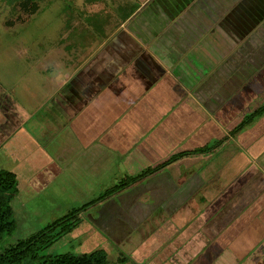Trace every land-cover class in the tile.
I'll list each match as a JSON object with an SVG mask.
<instances>
[{
    "label": "rangeland",
    "instance_id": "rangeland-1",
    "mask_svg": "<svg viewBox=\"0 0 264 264\" xmlns=\"http://www.w3.org/2000/svg\"><path fill=\"white\" fill-rule=\"evenodd\" d=\"M19 1L0 0V169L17 171V151L24 148V138L28 140L29 148L31 143L47 153L52 151L50 155L59 162V169L55 173L46 171L40 178L32 177L35 167L29 170V165L25 167L23 175L18 172L21 178H17L15 194L10 201L15 228L0 239V252L68 210L94 200L80 213V223L70 233L41 250L40 256L64 252L82 254L102 249L114 264H193L189 263L190 258L187 259V248L182 249L177 242L185 239V226L201 211L206 201L198 193L190 195L198 190L197 184L185 182L182 185L192 187V191H178L180 183L186 179L182 175L188 174L184 166H179L182 168L179 169L181 176L176 172L174 174L169 164L108 196L107 193L126 174L135 175L178 151L201 147L194 133L198 119L194 114L199 117L205 114L200 106V109L180 110L184 121L174 131L162 126L170 127L174 121L167 118L180 114L174 111L177 102H156L151 99L152 96L151 101H147L149 98H144L143 94L151 93L159 86V83L151 80L159 75L156 71L163 67L165 71L161 70V73L174 80L175 84L180 78L188 82V73L189 78L194 79V85L198 82L194 87H184L180 94L181 101L190 100L191 96L197 94L199 85L208 91L204 93L210 102L211 95L227 90L230 84L240 87L245 81L236 72H241V68L233 70L235 76L230 80L226 76L229 75L225 70L227 62L212 58L216 49L213 53L212 46L215 48V45L211 39H221L226 36L225 33L229 35L228 26L233 25L234 29L244 23V28H247L250 26L247 22L256 23L257 19L254 16L247 18V14L255 10L254 14H259L258 19L262 17L264 0H245L243 6L233 9L241 15L242 22L227 26L224 21H219L226 7H207L206 22L210 20L211 25H220L209 30V34L205 27L206 33L199 41L187 39L197 34L190 29V26H194L192 20L183 22L180 19L181 22L176 23L178 16L174 13L176 8L170 6L171 0L167 1L169 6L163 7L168 13L160 17L165 23L163 31L166 35V39L160 40L152 37L157 33H150V24L147 25L148 33L144 32L143 35L152 38H142L135 33V38L102 39L99 37L108 35V32L101 28L100 23L99 31L93 35L95 38L90 39L89 34L82 30H74L69 39L62 40L59 38L62 13L77 12L75 1L67 3L68 7L65 8V0H38L37 11L22 9ZM218 1L228 3L229 0ZM257 7L260 8L257 10ZM212 12H216L215 15H211ZM198 23L201 25L199 27L207 26L206 23ZM91 24L93 26L94 22ZM135 24H113L114 28L117 25L121 28L114 37L122 33L123 36L127 35L125 32ZM156 27L158 31L159 27ZM186 39L193 45H186ZM165 45L178 50L175 53L179 55V61L182 58L191 60L190 71H178L183 65L179 61L173 65L168 56L162 54L165 53ZM111 46H114V53L110 52ZM93 50L95 54L90 55ZM67 52L71 54L67 55ZM76 52L81 54L75 55ZM105 52L107 54H102ZM237 56L239 51L230 55L235 60ZM211 59L218 63L211 65ZM149 60L152 70L144 64ZM91 65H94L93 70H90ZM257 76L256 83L263 85L264 69ZM218 77L220 80L225 77L227 81L223 79L219 84ZM62 81L65 83L62 84ZM150 81L152 83L149 85ZM225 84L227 87L221 86ZM216 85L220 87L215 89ZM188 89L192 91L189 92L191 96ZM260 101L263 100L259 97L252 107L264 102ZM200 103H204V99ZM97 105L102 119L99 118L96 124L104 126L105 133L94 129L86 118L87 109L92 117L98 118V113L93 112ZM139 107L144 109L141 115L136 113ZM128 108L135 113L129 114ZM162 119L166 120L160 126ZM9 131L10 136L3 140ZM184 131L187 135L182 134ZM202 167L192 166L191 169L200 176ZM170 185H174V194ZM100 196H103V200L95 201ZM38 261L26 259L22 263Z\"/></svg>",
    "mask_w": 264,
    "mask_h": 264
},
{
    "label": "crops",
    "instance_id": "crops-1",
    "mask_svg": "<svg viewBox=\"0 0 264 264\" xmlns=\"http://www.w3.org/2000/svg\"><path fill=\"white\" fill-rule=\"evenodd\" d=\"M72 1H75L74 5L77 12L73 11L67 13L65 11L62 13V22L59 27V38L62 40L69 39V35L71 33L73 34L72 31L74 30L76 32H81L82 30L89 34L90 39L95 38L93 35L99 31V23L102 24L101 28L108 32V35L99 37L102 39H128L129 36L135 38L136 35H133L135 33H138L139 37L142 38L153 37L159 40L164 39L166 36L163 31L165 23L160 17L168 13L163 7H167L170 4L171 7L176 8V11H174L176 16H178V19L175 18L177 20L176 23L181 21L187 22L188 20L194 22V26H190V29L197 34L194 37L188 36L187 39H201L206 33L205 27L208 29L209 34V29H212L214 26L210 24V20L206 22L205 15L207 7H226L225 14L219 20L224 21L223 18L227 16V10L239 8L245 3V0H229V5L228 3H220L218 0H171L172 2L170 4L167 2L170 0H65V8L68 7L67 3H72ZM234 3L237 4L233 6ZM238 11L240 12V10ZM215 13L216 12H212L211 15H215ZM237 13V10H233L229 15L235 18L233 22H242L241 15ZM121 14L123 15L121 16ZM121 17H123V19H121ZM210 17L211 16H209V19ZM180 19L181 21H179ZM92 22H94L93 26L91 24ZM118 22L136 24L131 26L129 31L125 32L127 35L123 36L122 33L121 36L115 38V32L117 31L116 33H118V30L121 28L118 27V25L114 28L112 25ZM170 22H172V20ZM198 22H202L203 24L206 23L207 26L203 25V27H199L201 25H199ZM148 24H150V30L152 29L150 33H157L152 37H145L143 35L144 32L148 33V31H146L148 30ZM156 26H158L159 29L161 28L162 33L159 29L156 31ZM182 37L183 36H181V38ZM187 39L185 44L188 46L193 45V43H190V40ZM155 44L158 45L157 42ZM114 46L110 48L112 49ZM163 47L165 53L162 54H169L171 56L177 55L175 52L178 50H173L171 45H165ZM189 49L194 48L190 47ZM93 52L94 50L90 51V55L93 54ZM110 52L114 53L113 49ZM70 54L71 52H67V55ZM79 54L81 53H75V55ZM98 54L99 50L97 51V55ZM102 54L105 55L107 52ZM127 54L128 53H126V55ZM147 55L148 54H146V56ZM190 61L191 60H187L184 62L181 59L179 62L183 66L178 71L182 69L190 71ZM91 64H94V62H91ZM144 64L148 69L152 70L150 60L148 63ZM91 67L90 70H93L94 65H91ZM119 69H121V67ZM161 70L165 71L164 67L157 70L156 72H159V75L157 74L158 76L151 80L155 81L157 84L159 83V86L157 85L158 87L155 91H151V93H144L145 91H142V93H144V98L146 96L149 98L147 101H151L152 99L156 102L162 100L176 101L177 104L174 111L177 110L178 112H180V110H192V108L195 109V107L200 109L201 107L203 113H205L203 114L204 117H199L197 114H194V117L198 118L194 133L196 134L195 137H198L196 141L202 144L200 146L211 144L212 141L227 136L222 143L208 152L188 155L185 159H179L171 163L174 174L176 172V175L179 174L181 176L179 169L182 168L179 167L180 165H182L181 167L184 166L188 173L182 175V178L186 179H183V182L180 183L181 188L178 187V191L183 190V193H186L188 190L192 191V187L186 188L182 185L185 182L193 183V185L197 184L198 190H194V188V191H192L190 195L194 196L198 193V195H200L201 198H205L206 201L201 211L195 214L192 221L185 226V239L182 242L178 241L177 245L182 249L184 247L187 248L189 255H187V259L190 258L189 263L193 264H264V113L257 117L250 125L233 135H228L229 131L240 121L242 116L255 108L252 107V105L256 103L255 100H258L260 97V99L264 101V84L259 85L256 83L255 79L257 80L258 78L256 75V77L251 78L248 82L246 81L238 88H236L237 85L233 86L230 84L227 90H225V88V91L214 93L211 95L213 96L211 102L207 100L204 93H208V91L204 89L203 85H199L197 87V94L191 96L189 92L192 93V91L188 89V95L191 96L190 100L187 98L186 101H181L180 94L184 87H194L198 82L194 85V79L189 78V73L187 72L186 79L188 82L180 78L178 83L175 84L174 80L170 79L167 75L164 76L165 73L162 74ZM65 75L66 72L64 73V76ZM67 78H69V75ZM223 79L227 81L225 77L221 80L220 77H218V83L220 84ZM65 81H62V84H64ZM151 81L149 85L152 83ZM221 86L227 87L226 84ZM219 87L220 85H216L215 89ZM75 93L77 94V92ZM151 96L153 98L150 99ZM202 99H204V103L201 104L200 102ZM98 109L97 105V110L94 109L93 112H97ZM128 110L130 109L128 108ZM19 113L20 116H22L20 111ZM132 113L135 112L130 110L129 114ZM136 113L141 115V113H144V109L139 107ZM145 113L147 114L146 110ZM167 119H172V121H174L170 127L161 125L164 124L166 119L160 121V126L165 129L173 128L174 131L180 128V122L184 121V119H182V112L177 114L176 117L171 116ZM161 130L163 131V129ZM10 131L3 140H5L7 136H10ZM182 134L187 135L185 131L182 132ZM183 136L184 135H182V137ZM23 140L25 141L22 143L24 148L22 150L20 148L16 156L18 161L16 168H20L21 171L20 172L18 169L14 171L17 176L19 175L18 172L23 175V171L28 165L29 170L35 167L32 171V177L34 178H40L46 171L55 173L56 170L59 169L57 165L59 162L55 161L52 158L53 156L50 155L52 151L47 153L37 145H31V143L29 148V144L26 143L28 140L25 138ZM194 146L197 145L195 144ZM19 151H21V154H19ZM34 158L36 159L32 162ZM24 162L26 165H24ZM198 165L203 166L202 173L204 174V178L202 181L200 180V177L202 178V173L199 176L191 169L192 166ZM25 176L28 177L27 174ZM20 178L18 177V179ZM189 178L190 180L186 181ZM169 188L172 193H175L174 185H170ZM185 198H187V196H185Z\"/></svg>",
    "mask_w": 264,
    "mask_h": 264
},
{
    "label": "trees",
    "instance_id": "trees-1",
    "mask_svg": "<svg viewBox=\"0 0 264 264\" xmlns=\"http://www.w3.org/2000/svg\"><path fill=\"white\" fill-rule=\"evenodd\" d=\"M37 2L38 0H20L19 6L22 9L30 8L34 11H37ZM259 8L260 7H257L256 9L258 10ZM233 9L227 10V16L223 18L226 26L228 24H232L233 20L235 19L233 16L229 15L230 13H232ZM254 11L255 10H253V13L251 12L249 15L247 14V18L254 16L253 18L257 19L256 23L252 21L247 22L250 23V26L247 27L249 29L248 31L245 30L247 28H244V23L240 26L237 25V27H235L234 29L233 25H231L226 27L229 35L225 33L226 37H222V40L215 37L214 40L211 39L212 43L215 45V48L212 46V52L214 53V50L216 49V53H214L216 55L213 54L212 58L216 61L220 60V62H222L223 60H225V62H227L225 70H227L229 75L226 76H232L234 74L232 73L233 70H236L240 64L239 67H242L241 69H243L244 73H246L243 77H241L244 78L245 82H248L251 80V78L256 77V75L259 74L262 69H264V12L263 16H260V18L258 19L259 14L255 15L256 13L254 14ZM219 25L220 23L214 25L212 29L209 30L212 31L213 28H216ZM241 30L244 31L242 32ZM211 31H209V33ZM234 33L238 34L235 35ZM253 34L255 35L254 37ZM197 41H199V39H197ZM235 51H239L240 54L236 57V60L233 57H230V55L233 52L235 53ZM166 55L173 64L179 60L178 55ZM182 60L184 62L187 61L183 58ZM211 63V65H216L218 62L214 63L211 59ZM218 66L220 65H217L216 67ZM95 110H97V106L95 107ZM263 113L264 102L259 104L249 112L245 113L240 121L229 131L228 135H233L244 127L250 125L257 117H259ZM86 118L89 125L93 124L94 129L97 128V131H102L103 133H105L104 126L96 124L99 118L102 119V117L100 116V112L98 113V118L95 116L92 117L90 110L87 109ZM226 138L227 136L222 137L218 140L216 139L214 140L212 145L205 144L196 149H184L178 151L169 158L156 164L155 166H147L141 169V171H139L135 175L126 174V176L121 179L117 185L111 187L109 189V192L107 191V196L130 185L138 179H141L157 170L166 167L167 165L179 160L180 158L186 157L188 155L208 152L215 146L222 143ZM17 178L18 176L14 171L3 168L0 169V239L4 234L13 231L15 228V221L13 220V209L10 205V201L15 194ZM102 198L103 196H100L95 199V201H101L103 200ZM92 203H94V200L90 201L89 203H85L80 207L68 210L66 213H64L57 219H54L49 224L37 230L27 238L19 240L15 244L6 248L3 252H0V264H25L22 262L26 259H39V261L36 263L28 264H114L107 259L106 254L102 249H95L82 254L64 252L47 256L39 255V252L41 250L48 248L62 236L70 233L80 223V213Z\"/></svg>",
    "mask_w": 264,
    "mask_h": 264
},
{
    "label": "flooded vegetation",
    "instance_id": "flooded-vegetation-1",
    "mask_svg": "<svg viewBox=\"0 0 264 264\" xmlns=\"http://www.w3.org/2000/svg\"><path fill=\"white\" fill-rule=\"evenodd\" d=\"M240 55V54H239ZM240 63V62H239ZM239 66H240V64H239ZM238 66V67H239ZM126 69H127V65H126ZM125 69V70H126ZM238 73V75H239V77H243L244 76V74H246V73H244V71L243 70H241V72H240V74H239V72H237ZM241 73H243V74H241ZM235 76V74H233L232 76H229V78H230V80H231V78H233Z\"/></svg>",
    "mask_w": 264,
    "mask_h": 264
}]
</instances>
